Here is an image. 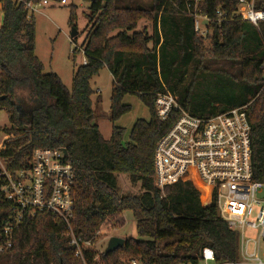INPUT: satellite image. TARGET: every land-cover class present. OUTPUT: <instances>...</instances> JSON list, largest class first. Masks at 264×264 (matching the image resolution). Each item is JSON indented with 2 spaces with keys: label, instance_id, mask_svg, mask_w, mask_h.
I'll list each match as a JSON object with an SVG mask.
<instances>
[{
  "label": "trees",
  "instance_id": "obj_1",
  "mask_svg": "<svg viewBox=\"0 0 264 264\" xmlns=\"http://www.w3.org/2000/svg\"><path fill=\"white\" fill-rule=\"evenodd\" d=\"M0 1V109L9 124L3 132L10 135L0 156L7 169L27 167L36 148L65 147L74 172V236L93 243L98 234L121 228L126 210L137 233L107 254L82 248L80 259L65 224L40 212L12 230L11 247L0 252V264H199L204 247L213 250L216 263L233 261L236 235L217 216L213 196L198 180L178 181L162 191L154 186V147L172 122L157 119L154 98L168 91L198 117L247 105L253 179L264 182V22L256 26L234 16L237 0H201L197 12L208 23L200 35L189 13L194 0H151L150 8L84 0L89 22L79 48L85 63L73 71L67 89L56 73L43 72L34 54V18L26 19L21 4ZM256 8L264 10V0ZM217 10L225 13L220 21ZM141 19L151 22V34L145 27L137 30ZM103 67L112 76V124L130 110L122 101L126 94L136 95L150 113L147 121L134 122L127 142L123 128L112 125L105 139L94 121L90 80ZM120 174L140 193L121 194ZM10 214L0 192V241Z\"/></svg>",
  "mask_w": 264,
  "mask_h": 264
},
{
  "label": "built area",
  "instance_id": "obj_2",
  "mask_svg": "<svg viewBox=\"0 0 264 264\" xmlns=\"http://www.w3.org/2000/svg\"><path fill=\"white\" fill-rule=\"evenodd\" d=\"M49 1L60 0H12L21 4L27 20ZM200 1L194 0V11L189 13L194 17L195 33L204 35L208 19L197 12ZM258 1L237 0L234 16L256 26L264 22V10L256 8ZM2 6L0 1V25ZM216 14L219 21L225 15L220 10ZM261 68L264 70V61ZM246 109L247 105H243L198 117L183 109L177 97L168 91L159 92L154 98L157 119L172 121L154 147V186L162 191L178 181L196 179L213 196L217 216L236 235V258L216 264H264V182L253 179L251 127ZM2 134L0 153L10 137ZM64 150L62 146L36 148L31 152L28 166L14 172L7 169L6 161L0 156L1 201L11 206L1 232L0 252L11 247L12 230L25 218L40 212L52 213L65 224L75 256L82 259V248H92L90 242L76 238L70 227L74 172ZM248 231L254 235L248 236ZM200 260L216 262L213 250L204 247Z\"/></svg>",
  "mask_w": 264,
  "mask_h": 264
},
{
  "label": "rangeland",
  "instance_id": "obj_3",
  "mask_svg": "<svg viewBox=\"0 0 264 264\" xmlns=\"http://www.w3.org/2000/svg\"><path fill=\"white\" fill-rule=\"evenodd\" d=\"M120 6L150 8L151 0H116ZM89 3L84 0H60L49 1L38 7V11L33 13L35 22V46L34 54L43 65L44 73H56L67 89L71 87L72 73L83 61V54L80 47L88 31ZM74 12V22L69 23L70 10ZM146 28L151 34L152 24L146 19L138 22L137 30ZM75 28L77 35L72 40L70 37L71 29ZM78 48L75 56L72 50ZM112 76L106 67H103L90 80V87L93 90L91 100L95 118L99 131L104 138H108L111 133L112 125L123 128L122 141L127 142L130 130L137 119H149L147 106L134 94H126L122 101L130 106V110L123 114L112 124L109 119L110 93ZM24 99V94H19ZM100 101L97 102V98ZM27 108L28 103H22ZM8 117L4 110L0 109V137L3 128H8ZM118 188L121 194H139L138 185H133L124 174L118 175ZM124 225L107 234H98L92 248L98 252L104 251L108 239L117 236L124 239L137 238L136 221L130 210L123 212ZM248 236H253V231L247 232ZM123 264H128L127 262ZM136 264H139L138 262ZM199 264H216L214 261H200Z\"/></svg>",
  "mask_w": 264,
  "mask_h": 264
},
{
  "label": "water",
  "instance_id": "obj_4",
  "mask_svg": "<svg viewBox=\"0 0 264 264\" xmlns=\"http://www.w3.org/2000/svg\"><path fill=\"white\" fill-rule=\"evenodd\" d=\"M202 23L206 24L205 21H203ZM76 35H77V31L75 30V28H72L71 32H70V37L72 38V37H74ZM64 152H66V150H64ZM124 243H125V239L124 238L117 237V236H111L108 239V242H107L106 247L104 248L103 252H104V254L112 252L115 249H117L118 247L123 246Z\"/></svg>",
  "mask_w": 264,
  "mask_h": 264
},
{
  "label": "crops",
  "instance_id": "obj_5",
  "mask_svg": "<svg viewBox=\"0 0 264 264\" xmlns=\"http://www.w3.org/2000/svg\"><path fill=\"white\" fill-rule=\"evenodd\" d=\"M104 138V137H103ZM109 138V137H108ZM108 138H105V139H108Z\"/></svg>",
  "mask_w": 264,
  "mask_h": 264
}]
</instances>
